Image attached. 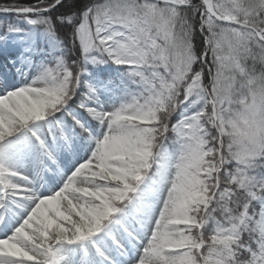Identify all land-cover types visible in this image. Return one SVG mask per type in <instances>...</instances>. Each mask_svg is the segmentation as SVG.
Returning <instances> with one entry per match:
<instances>
[{"label":"snow or ice","instance_id":"1","mask_svg":"<svg viewBox=\"0 0 264 264\" xmlns=\"http://www.w3.org/2000/svg\"><path fill=\"white\" fill-rule=\"evenodd\" d=\"M0 264H264V0H0Z\"/></svg>","mask_w":264,"mask_h":264}]
</instances>
